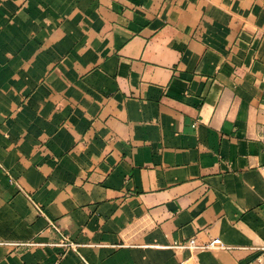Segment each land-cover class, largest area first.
I'll return each mask as SVG.
<instances>
[{"label": "crops", "instance_id": "0c3cea01", "mask_svg": "<svg viewBox=\"0 0 264 264\" xmlns=\"http://www.w3.org/2000/svg\"><path fill=\"white\" fill-rule=\"evenodd\" d=\"M263 166L264 0H0V264H264Z\"/></svg>", "mask_w": 264, "mask_h": 264}, {"label": "built area", "instance_id": "2783aa9c", "mask_svg": "<svg viewBox=\"0 0 264 264\" xmlns=\"http://www.w3.org/2000/svg\"><path fill=\"white\" fill-rule=\"evenodd\" d=\"M263 172H264V166L262 167ZM38 209V211L43 214L44 211L41 208L40 205L36 204L35 205ZM12 245H30L31 243H9ZM57 245L62 246V247H66V248H77L78 244L75 242H72L68 237H65L63 239H61ZM170 247L174 248V249H188L192 252L194 251H198V250H205V249H234L236 247L234 246H230L225 244L220 238H214L211 241L205 242V243H201L199 242L196 238L192 237L186 241L183 242H177V243H173V245H171ZM246 249H250L253 250L255 252H257L259 254V257H264V241L260 244L257 245H253L250 247H244ZM181 264H194V261L192 258H188L184 261L181 262Z\"/></svg>", "mask_w": 264, "mask_h": 264}]
</instances>
